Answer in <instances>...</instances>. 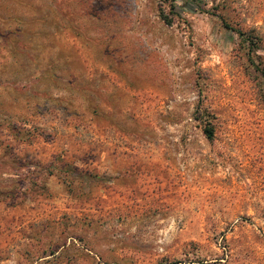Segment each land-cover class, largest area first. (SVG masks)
<instances>
[{
  "label": "rangeland",
  "instance_id": "374dc122",
  "mask_svg": "<svg viewBox=\"0 0 264 264\" xmlns=\"http://www.w3.org/2000/svg\"><path fill=\"white\" fill-rule=\"evenodd\" d=\"M255 65L264 0H0V264H264Z\"/></svg>",
  "mask_w": 264,
  "mask_h": 264
},
{
  "label": "trees",
  "instance_id": "16d2710c",
  "mask_svg": "<svg viewBox=\"0 0 264 264\" xmlns=\"http://www.w3.org/2000/svg\"><path fill=\"white\" fill-rule=\"evenodd\" d=\"M235 31V33L237 34V36L239 37V39L246 45L247 50L250 51L256 49L257 44L253 41V39L247 35H245L241 30L239 29H233ZM248 53V54H249ZM255 68L257 71H259V73L261 74V76L264 77V72L261 71V69H258V67L255 65ZM210 126V125H209ZM203 131L205 132L207 137H210L212 135V128L211 127H203Z\"/></svg>",
  "mask_w": 264,
  "mask_h": 264
}]
</instances>
